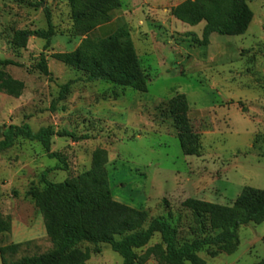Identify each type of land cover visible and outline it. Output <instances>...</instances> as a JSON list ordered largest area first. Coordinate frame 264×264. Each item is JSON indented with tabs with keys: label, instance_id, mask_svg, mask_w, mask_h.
I'll return each mask as SVG.
<instances>
[{
	"label": "rangeland",
	"instance_id": "rangeland-1",
	"mask_svg": "<svg viewBox=\"0 0 264 264\" xmlns=\"http://www.w3.org/2000/svg\"><path fill=\"white\" fill-rule=\"evenodd\" d=\"M45 1L42 8L31 4ZM112 21L128 33L140 62L146 90L139 92L103 82H86V74L54 60L56 53L82 48L86 39L102 37L98 28L77 35L69 0H0V60L21 66L2 68L25 84L21 98L0 93V132L28 123L34 133L45 128L73 132L87 141L54 137L50 159L37 142L17 141L0 151V214L10 218V233L0 247L22 244L15 259L47 253L53 246L34 204L26 197L32 185L48 179L61 183L92 169L93 156L107 153L113 198L119 203L166 217L181 242L196 238L188 199L233 207L246 188L264 192V0L249 3L253 18L247 32L213 34L203 43L205 23L192 27L171 16L186 0H120ZM51 9L57 35L45 52L52 80L32 69L45 41L29 40L25 50L11 45L16 30H46L43 8ZM74 82L68 98L57 104L60 87ZM184 95L192 129L200 140L198 156L181 150L169 102ZM161 243L156 234L143 250ZM93 250L84 243L79 246ZM87 264H123L108 245ZM213 254L215 256H213ZM199 256L207 264H260L264 261V222L238 230L226 248L209 247ZM0 264L1 259H0ZM147 264H157L151 258Z\"/></svg>",
	"mask_w": 264,
	"mask_h": 264
},
{
	"label": "trees",
	"instance_id": "trees-1",
	"mask_svg": "<svg viewBox=\"0 0 264 264\" xmlns=\"http://www.w3.org/2000/svg\"><path fill=\"white\" fill-rule=\"evenodd\" d=\"M75 32L88 34L102 25L112 22V13L120 9V0H69ZM257 0H186L171 8L176 20L195 27L205 23L203 43L208 44L213 34L234 37L244 35L252 21L249 3ZM45 1L31 4L35 9ZM47 21L46 30H16L11 45L25 50L29 40L37 37L45 41L43 52L36 65L31 67L52 80L45 55L57 35L51 9L43 8ZM52 58L73 70L86 74V82H103L123 89L145 92V78L136 51L128 39V33L119 28L113 35L97 42L86 39L82 48L69 53H56ZM0 66L20 67L13 60H0ZM74 82L60 87L59 96L51 110L65 101ZM25 84L0 70V93L19 99ZM177 132L181 150L185 156H198L200 140L192 129L189 104L184 95L173 98L168 105ZM54 137L69 138L74 142L87 141V136L77 137L73 132H57L45 128L34 133L28 123L4 127L0 132V151L10 149L17 141L39 143L50 159L63 160L51 152ZM107 153L98 151L93 156L92 169L61 183L49 181L51 170L43 173V187L32 185L26 197L42 215L46 235L53 248L35 256L15 257L22 244L0 247L2 264H87L91 256L101 254L100 245H108L122 259L123 264H147L153 258L157 264H207L199 253L209 247L226 248L237 241L238 230L250 223L264 222V192L246 188L233 207H225L200 200L188 199L182 207L191 212L196 238L181 242L177 229L166 217L152 218L149 212L119 203L113 198L109 176L105 170ZM10 218L0 214V234L10 233ZM159 234L161 243L146 248ZM94 246L93 250L81 249V244ZM213 256H215L213 254ZM260 264H264V261Z\"/></svg>",
	"mask_w": 264,
	"mask_h": 264
},
{
	"label": "crops",
	"instance_id": "crops-1",
	"mask_svg": "<svg viewBox=\"0 0 264 264\" xmlns=\"http://www.w3.org/2000/svg\"><path fill=\"white\" fill-rule=\"evenodd\" d=\"M120 25L117 21H112L108 24L102 25L98 28V33L102 38H107L113 35L118 29Z\"/></svg>",
	"mask_w": 264,
	"mask_h": 264
}]
</instances>
